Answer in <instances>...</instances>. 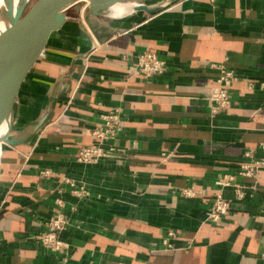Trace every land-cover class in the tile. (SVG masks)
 <instances>
[{
	"label": "crops",
	"instance_id": "1",
	"mask_svg": "<svg viewBox=\"0 0 264 264\" xmlns=\"http://www.w3.org/2000/svg\"><path fill=\"white\" fill-rule=\"evenodd\" d=\"M146 48L167 71L129 79L124 63ZM212 62L240 76L233 104L215 115L205 99L215 87ZM113 109L124 128L111 143L137 148L123 163L78 162L79 147L95 141L87 131ZM46 111L34 136L3 147L0 264H264V168L254 197L217 223L205 220L217 177L264 159V0H173L120 16L69 11L15 103L12 134ZM46 168L56 174L42 177ZM63 176L89 194H74ZM190 185L204 193L184 197ZM60 212L70 220L60 233L67 257L32 238Z\"/></svg>",
	"mask_w": 264,
	"mask_h": 264
},
{
	"label": "built area",
	"instance_id": "2",
	"mask_svg": "<svg viewBox=\"0 0 264 264\" xmlns=\"http://www.w3.org/2000/svg\"><path fill=\"white\" fill-rule=\"evenodd\" d=\"M126 59V58H125ZM127 60V59H126ZM126 66V75L129 79L153 78L164 74L167 71V61L160 57L158 53L150 48L142 50L134 65ZM211 68L216 71L213 79L215 87L206 96L207 107L212 115L221 113L233 104L230 93L231 85L239 79V74L226 64L212 62ZM252 88V84H250ZM104 123L93 127L87 134L95 139L94 142L82 145L76 153V160L83 164H98L103 160H111L116 163H123L137 148L134 141L131 147L119 146L111 143L112 140L119 139L123 133L124 116L120 109H113L102 115ZM264 146V145H263ZM251 157L250 153H246ZM264 168V159H249L243 161L234 171H225L215 180L216 192L213 197L205 201L207 207L206 221L217 223L228 216L233 206L244 203L254 197L259 187V177L261 169ZM40 175L44 178L52 177L56 174L50 168L41 170ZM61 182L68 185L72 192L79 197L89 194L86 185L72 177L63 176ZM227 190L232 191L233 197L225 195ZM204 191L195 185H190L181 190L184 197L195 198L202 195ZM48 229L43 233L32 235L41 246L52 253L67 257L71 246L61 238L60 233L70 224V220L64 213L60 212L52 216L46 223ZM169 237L179 236L177 230H168ZM166 242V239L164 241Z\"/></svg>",
	"mask_w": 264,
	"mask_h": 264
},
{
	"label": "water",
	"instance_id": "3",
	"mask_svg": "<svg viewBox=\"0 0 264 264\" xmlns=\"http://www.w3.org/2000/svg\"><path fill=\"white\" fill-rule=\"evenodd\" d=\"M173 0H162L148 4L147 0H27L20 7L16 0H4L0 5V129L7 125L5 135L0 138V165L5 144L18 145L28 141L45 124L49 111L34 123L29 131L13 135L15 103L29 74L43 56L54 32L62 29L68 12L87 9L98 16L113 12L120 4L135 2L132 12H155Z\"/></svg>",
	"mask_w": 264,
	"mask_h": 264
},
{
	"label": "bare ground",
	"instance_id": "4",
	"mask_svg": "<svg viewBox=\"0 0 264 264\" xmlns=\"http://www.w3.org/2000/svg\"><path fill=\"white\" fill-rule=\"evenodd\" d=\"M27 0H16V4L20 7L21 5H23ZM0 4L3 6L4 5V0H0ZM136 5L135 2H127V3H123L120 4L114 11V15L116 16H120L126 13H130L132 12L134 6ZM1 28H5L6 27V23L3 22V24L1 23ZM0 28V29H1ZM7 131V125H4L1 129H0V138H2L5 133ZM0 155H1V149H0Z\"/></svg>",
	"mask_w": 264,
	"mask_h": 264
},
{
	"label": "rangeland",
	"instance_id": "5",
	"mask_svg": "<svg viewBox=\"0 0 264 264\" xmlns=\"http://www.w3.org/2000/svg\"><path fill=\"white\" fill-rule=\"evenodd\" d=\"M35 0H30L29 4L33 3ZM148 2H158L159 0H147ZM1 5V4H0ZM2 6V5H1Z\"/></svg>",
	"mask_w": 264,
	"mask_h": 264
}]
</instances>
